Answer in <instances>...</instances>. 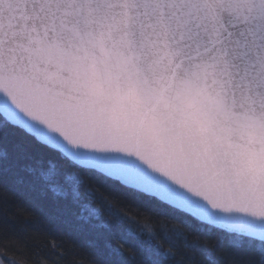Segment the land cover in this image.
<instances>
[{
    "label": "snow or ice",
    "instance_id": "1",
    "mask_svg": "<svg viewBox=\"0 0 264 264\" xmlns=\"http://www.w3.org/2000/svg\"><path fill=\"white\" fill-rule=\"evenodd\" d=\"M0 264H264V0H0Z\"/></svg>",
    "mask_w": 264,
    "mask_h": 264
}]
</instances>
